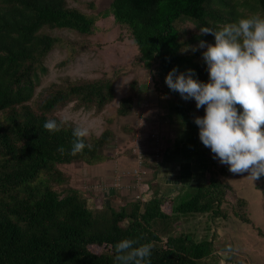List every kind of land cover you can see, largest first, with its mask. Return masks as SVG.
<instances>
[{
    "label": "rangeland",
    "instance_id": "obj_1",
    "mask_svg": "<svg viewBox=\"0 0 264 264\" xmlns=\"http://www.w3.org/2000/svg\"><path fill=\"white\" fill-rule=\"evenodd\" d=\"M65 2L67 8L95 18L94 30L90 35L65 29L41 31L57 43L42 61L45 72L37 70L33 97L15 110L23 113L26 107L41 115L42 103L55 93L105 80L114 86V99L98 108L70 96L45 114L50 123L76 130L89 145L104 139L100 153L105 161L59 165L65 176L59 184L45 174L41 178L58 193L77 190L94 213L105 206L119 210L144 203L154 194L163 197L162 209L170 213L172 199L185 198L195 187L207 185L213 175L229 186L221 206L226 218L210 214L180 218L172 227L173 235L212 239L213 256L203 264H264V109L257 100L264 91L259 81L264 71V37L255 0H234L246 6L238 9L240 23L229 25L225 36L187 20L176 24L184 43L182 52L194 55L205 73L197 86L187 74L178 73L176 94L166 91L154 64L150 69L143 66L129 30L110 14L112 0ZM210 7L222 10L217 0ZM198 35L209 40L190 43ZM241 51L252 55L244 58ZM225 68L235 69L250 98L247 115L240 121L222 109L225 88L216 74ZM125 98L130 99L128 114L121 116L118 111ZM11 113H0V121ZM204 114L207 126L201 129L197 118ZM240 202L245 203L242 210Z\"/></svg>",
    "mask_w": 264,
    "mask_h": 264
},
{
    "label": "trees",
    "instance_id": "obj_2",
    "mask_svg": "<svg viewBox=\"0 0 264 264\" xmlns=\"http://www.w3.org/2000/svg\"><path fill=\"white\" fill-rule=\"evenodd\" d=\"M217 1L222 10L212 9V0H112L110 14L129 30L143 66L150 69L154 64L166 91L176 94L178 73L187 74L194 86L205 78L195 56L182 52L176 24L187 20L225 36L229 25L240 23L238 9L246 4ZM255 7L263 17L264 37V0H255ZM95 23V18L67 8L65 0H0V113L12 110L0 121V264H203L213 256V240L173 235L172 227L192 215L226 218L221 206L229 186L213 175L185 198L172 199L170 213L163 211L164 200L158 194L144 203L119 210L105 206L94 213L77 190L58 193L41 178L45 174L59 184L65 180L59 165L105 161L100 153L104 139L89 145L76 130L50 123L45 114L70 96L102 108L114 99L111 81L55 93L42 103L41 115L26 107L23 113L15 110L33 97L37 70L45 72L42 61L57 43L41 31L90 35ZM201 40L209 37L194 36L190 43ZM240 53L244 58L252 55ZM216 80L225 88L223 111L237 121L244 119L250 103L245 82L234 68L217 72ZM259 81L264 84V71ZM257 100L264 109V91ZM129 103V98L121 100V116L128 114ZM205 118V114L197 118L201 129H206ZM244 206L239 203L241 210ZM124 222L126 226L121 225Z\"/></svg>",
    "mask_w": 264,
    "mask_h": 264
},
{
    "label": "built area",
    "instance_id": "obj_3",
    "mask_svg": "<svg viewBox=\"0 0 264 264\" xmlns=\"http://www.w3.org/2000/svg\"><path fill=\"white\" fill-rule=\"evenodd\" d=\"M143 150L145 151V149H143ZM138 153H139V155H142V149H141V154H140V151ZM154 157L156 158L157 161H159L160 158H159L158 151H156V155Z\"/></svg>",
    "mask_w": 264,
    "mask_h": 264
},
{
    "label": "crops",
    "instance_id": "obj_4",
    "mask_svg": "<svg viewBox=\"0 0 264 264\" xmlns=\"http://www.w3.org/2000/svg\"><path fill=\"white\" fill-rule=\"evenodd\" d=\"M192 151V150H191ZM190 151V152H191ZM162 159H164V158H162ZM130 160H132L131 158H130ZM161 161H163V160H161ZM190 164H191V162H189ZM187 166V165H186ZM189 166V165H188ZM189 169H191V167H189ZM191 173V172H190ZM190 173H186V174H190ZM192 173H194V172H192ZM183 178V177H182ZM191 188H194L195 186H190ZM198 187V186H197ZM196 188V187H195Z\"/></svg>",
    "mask_w": 264,
    "mask_h": 264
}]
</instances>
